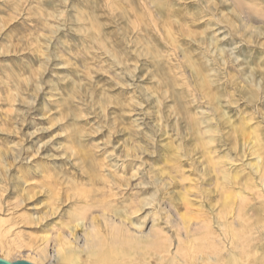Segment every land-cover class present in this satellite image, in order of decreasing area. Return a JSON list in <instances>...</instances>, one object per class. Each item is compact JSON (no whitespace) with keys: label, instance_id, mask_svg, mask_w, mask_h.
<instances>
[{"label":"rangeland","instance_id":"obj_1","mask_svg":"<svg viewBox=\"0 0 264 264\" xmlns=\"http://www.w3.org/2000/svg\"><path fill=\"white\" fill-rule=\"evenodd\" d=\"M101 179L116 231L77 196ZM0 233L8 261L264 264V0H0Z\"/></svg>","mask_w":264,"mask_h":264},{"label":"bare ground","instance_id":"obj_2","mask_svg":"<svg viewBox=\"0 0 264 264\" xmlns=\"http://www.w3.org/2000/svg\"><path fill=\"white\" fill-rule=\"evenodd\" d=\"M96 176V175H95ZM91 178L92 177H90V180H91ZM102 180V179H101ZM107 182V183H106ZM92 187L91 188H89V189H82V190H79L78 191V193H77V196L79 197V200L80 201H82V202H85L86 204L85 205H87L88 206V208L90 207V208H99L100 209V211H101V213H100V215L102 216L101 218L103 219V221H104V223L105 224H109V225H111V227H113V231H116V230H118L117 228H115L114 227V215H112V214H114V213H108L109 211H112L113 210V208H112V206L109 204V201H107V200H105V197H108V198H110V197H115V195H116V193L114 194V192H112V190L114 189V188H118V186H113V184L111 185V183L109 184V181H105L104 179L102 180V189H103V191L104 192H106L105 193V196H104V198H102L101 200H98L97 198H95L94 196H93V194H92V192L91 191H93V189L96 187H98V186H93V185H91ZM118 191H120V189L118 190ZM118 196V195H117ZM77 200V199H76ZM110 203H112V202H110ZM84 205V204H83ZM138 205V204H137ZM134 208V207H133ZM262 208V207H261ZM126 210H128L127 209V207L125 208ZM129 209H132V208H129ZM114 211V210H113ZM119 211V210H118ZM125 211V210H124ZM129 211V210H128ZM134 211V210H133ZM136 211H138L137 209H136ZM135 211V212H136ZM90 212H91V210H90ZM89 212V213H90ZM121 212V211H120ZM131 212H132V210H131ZM134 212V213H135ZM133 213V212H132ZM123 214V213H122ZM253 214V213H252ZM256 214V213H255ZM124 215V218L125 217H127L128 215L126 214V213H124L123 214ZM123 215H121V214H118V213H116L115 214V216H117L118 218L119 217H121V216H123ZM254 215V214H253ZM250 216V215H249ZM85 217V216H84ZM84 217H82V218H84ZM97 216H92L91 217V222L93 223L94 221H95V218H96ZM128 218V217H127ZM256 218V216L254 215V219ZM82 220V219H81ZM242 221H243V223H245L246 222V219L244 218V217H242ZM82 223L83 222H81V223H77V225L79 226H83L82 225ZM109 228H110V226H109ZM121 228V227H120ZM111 229V228H110ZM126 230V229H125ZM90 232H92L91 234H93L94 235V233H96V231H97V227H96V225H94V224H92L91 225V228H90V230H89ZM127 231V230H126ZM125 231V232H126ZM94 232V233H93ZM72 233V232H71ZM129 233V232H128ZM61 234V233H60ZM110 234V233H109ZM130 234V233H129ZM126 236V235H125ZM233 238V241L235 240L238 244H241V245H243L242 244V242H243V240H242V237H240V236H238V234L237 235H235V236H233L232 237ZM234 241V242H235ZM0 242H1V244L3 243V252L5 253L4 254V258H5V260H9V258H11V256H10V254H11V251H12V247H13V244L10 242V241H7V242H5V241H3L2 240V238H1V233H0ZM93 243H92V245H93V247L94 246H97V245H99L100 243H105L104 241H102V239H101V241L99 240V239H93V241H92ZM115 242H117V241H115ZM163 243H165V242H162V244L160 243V245H163ZM202 243V242H201ZM201 243H199V244H201ZM207 243H211L210 241H207ZM63 245H64V243H63ZM66 245V244H65ZM87 245V249H88V247H89V245H90V241H88V244H86ZM159 244H155V245H152L151 247H153V246H155L154 248H158L159 246H160ZM169 246V245H168ZM211 248H212V246H210ZM198 248H200V249H203L204 248V250L206 249V250H208L209 249V247H207L205 244H203L202 243V245H199L198 246ZM213 248H215V246H213ZM167 250V249H166ZM166 250L165 249H162V250H160L159 251V254H161V256H159L160 257V259H161V262H159V264H162V261L164 262V264H172V261H170V263H167L165 260H163V253L164 252H166ZM38 253V252H37ZM38 255H40V253L38 254ZM57 255H58V258L60 259V261H59V263L60 264H114L113 263V261L111 260V259H109V258H107L106 256H105V254L103 253V251H99L98 253H95V254H90V255H88V259L87 260H85V259H83L82 260V258L75 252V248H71L70 246H61V247H59L58 249H57ZM115 255L116 254H114V257H115ZM235 256H234V254H231L225 261H223L222 263L221 262H218V264H253V263H251V262H249V260H250V258L247 256L246 258H245V260L244 261H239V260H236V259H232V258H234ZM27 261V260H26ZM30 262V261H29ZM32 263V262H31ZM137 263L139 264V263H141V260H137ZM34 264V263H33Z\"/></svg>","mask_w":264,"mask_h":264},{"label":"water","instance_id":"obj_3","mask_svg":"<svg viewBox=\"0 0 264 264\" xmlns=\"http://www.w3.org/2000/svg\"><path fill=\"white\" fill-rule=\"evenodd\" d=\"M0 264H33L26 260H14V261H8L3 258H0Z\"/></svg>","mask_w":264,"mask_h":264}]
</instances>
